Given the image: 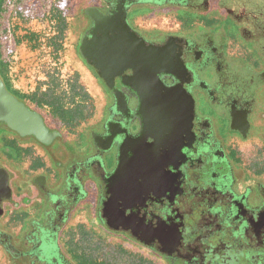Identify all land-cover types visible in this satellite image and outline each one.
Instances as JSON below:
<instances>
[{"label":"flooded vegetation","instance_id":"1","mask_svg":"<svg viewBox=\"0 0 264 264\" xmlns=\"http://www.w3.org/2000/svg\"><path fill=\"white\" fill-rule=\"evenodd\" d=\"M119 4L134 31L174 53L177 73L160 77L187 102L174 134L143 132L139 99L123 85L132 71L113 83L117 102L80 54L94 26L87 12L109 15ZM167 8L177 13V30L143 31L135 23L141 12ZM81 19L76 52L109 100L100 121L69 128L77 136L69 142L56 113L43 110L66 107L15 89L6 77L11 92L62 137L47 147L0 128V168L11 189L9 196L0 185L1 260L82 264L72 236L86 235V225L72 220L88 210L102 234L165 264H264V0H85ZM126 164L130 174L121 173Z\"/></svg>","mask_w":264,"mask_h":264},{"label":"rangeland","instance_id":"2","mask_svg":"<svg viewBox=\"0 0 264 264\" xmlns=\"http://www.w3.org/2000/svg\"><path fill=\"white\" fill-rule=\"evenodd\" d=\"M233 4L242 8L239 3ZM83 7L85 0H5L0 13V45L12 85L29 93L40 91L47 104L66 107L58 113L51 105H45L43 110L49 117L56 113L69 142L77 138L69 128L83 130L100 121L109 101L107 91L76 52ZM216 14L214 12L212 17ZM135 19L143 31L167 32L179 27L177 13L170 8L144 11ZM197 19L198 25L209 27L205 20ZM231 44L235 49L241 46L240 42ZM68 117L72 121H68ZM28 165L29 161L26 169ZM82 216L78 211L72 220V225L83 223L87 230L86 235L82 231L73 233L78 256L110 264H165L145 249L102 234L88 210ZM0 264H4L1 256Z\"/></svg>","mask_w":264,"mask_h":264},{"label":"water","instance_id":"3","mask_svg":"<svg viewBox=\"0 0 264 264\" xmlns=\"http://www.w3.org/2000/svg\"><path fill=\"white\" fill-rule=\"evenodd\" d=\"M87 14L94 26L80 47L83 59L95 69L100 79L106 81L107 88L114 93L117 102L122 94L113 83L117 77L132 71L133 75L125 77L123 85L139 99L138 113L143 118V132L153 134L152 137H155L154 134L160 136L162 131L164 135L174 134V123L183 118L187 102L176 88H166L160 78L162 74L177 73L178 64L174 53L168 46L148 43L134 31L128 24L127 11L121 4L109 15L98 10L88 11ZM3 127L22 138H33L47 147L62 137L59 132L50 133L41 115L8 89L0 71V128ZM139 167L136 166L138 170ZM128 168L132 167L128 164L123 166L121 173ZM0 185L10 196L9 174L1 168ZM109 204L114 208L116 199H110Z\"/></svg>","mask_w":264,"mask_h":264},{"label":"trees","instance_id":"4","mask_svg":"<svg viewBox=\"0 0 264 264\" xmlns=\"http://www.w3.org/2000/svg\"><path fill=\"white\" fill-rule=\"evenodd\" d=\"M251 1L252 0H248V2H251ZM4 3H5V0H0V13H1L3 7H4ZM0 29H1V27H0ZM0 42H1V35H0ZM0 71H1V74H2V76L4 78V80L6 81V79L8 78L7 67H6V65L4 63V60H3V53L1 51V45H0ZM7 80H9V79H7ZM8 84H9V81H8ZM8 84H7V87L10 90L11 89V85L9 84V86H8ZM82 264H110V263L99 262V261L98 262H95V261L93 262V261L89 260L87 257H85L82 260Z\"/></svg>","mask_w":264,"mask_h":264},{"label":"crops","instance_id":"5","mask_svg":"<svg viewBox=\"0 0 264 264\" xmlns=\"http://www.w3.org/2000/svg\"><path fill=\"white\" fill-rule=\"evenodd\" d=\"M25 146H30L31 145V143H29V141H25ZM24 165H25V163H24Z\"/></svg>","mask_w":264,"mask_h":264}]
</instances>
